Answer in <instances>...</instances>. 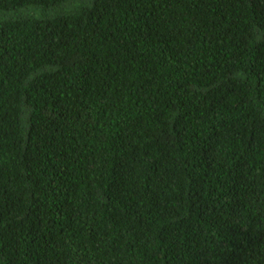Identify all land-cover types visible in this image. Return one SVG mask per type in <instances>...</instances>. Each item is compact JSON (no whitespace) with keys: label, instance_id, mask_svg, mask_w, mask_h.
<instances>
[{"label":"trees","instance_id":"obj_1","mask_svg":"<svg viewBox=\"0 0 264 264\" xmlns=\"http://www.w3.org/2000/svg\"><path fill=\"white\" fill-rule=\"evenodd\" d=\"M0 264H264V0H0Z\"/></svg>","mask_w":264,"mask_h":264}]
</instances>
